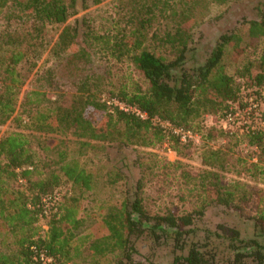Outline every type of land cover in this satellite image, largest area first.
<instances>
[{
  "label": "trees",
  "instance_id": "16d2710c",
  "mask_svg": "<svg viewBox=\"0 0 264 264\" xmlns=\"http://www.w3.org/2000/svg\"><path fill=\"white\" fill-rule=\"evenodd\" d=\"M102 1L0 0V12L15 8L29 23L0 42V264H264V189L226 179L219 149H206V168L195 174L202 202L181 213L148 209L136 156L135 179L116 167L125 195L93 231L81 216V192L94 190V171L64 149L52 169L24 131L1 133L13 118L22 120L15 116L22 86L48 46L47 27ZM244 2L246 14L208 41L210 25ZM214 4L228 7L209 15ZM118 7L123 19L115 28L98 30L88 19L64 26L49 51L56 66L24 96L31 129L72 133L84 146L106 143L119 151L168 142L183 155L174 129L200 131L205 116L222 118L234 104H248L245 84L264 87V0H118ZM160 20L170 26L162 34L152 31ZM98 54L129 71H98ZM49 92L57 95L55 106L45 103ZM244 138L258 150L251 165L264 177V127H249ZM65 183L79 192L55 203ZM212 208L219 212L210 216Z\"/></svg>",
  "mask_w": 264,
  "mask_h": 264
},
{
  "label": "rangeland",
  "instance_id": "374dc122",
  "mask_svg": "<svg viewBox=\"0 0 264 264\" xmlns=\"http://www.w3.org/2000/svg\"><path fill=\"white\" fill-rule=\"evenodd\" d=\"M248 5L247 2H244L230 7L224 22L210 25L207 40L213 42L221 30L230 27L235 20L245 15ZM226 7L228 6L214 4L209 9V15L217 14ZM122 17L118 0H103L100 3H92L85 9L81 8L65 24L49 25L46 35L48 46L41 52L37 66L22 86L19 106L15 113L16 117L22 115V120L13 118L1 127V133L12 130L24 131L29 136L38 155L45 159L47 165L50 164L52 169L58 168L59 153L64 149L70 159L79 158L84 166L94 171L96 175L94 190L85 193L80 190L83 200L81 216L86 221V227L93 231L99 228V221L107 207L119 202L125 195L127 182L125 179L115 178V174H113L115 168L121 167L130 175L131 180L135 179L136 166L133 159L135 156L144 175V201L148 209L153 212L164 213L172 210L181 213L202 202L204 196L197 186L198 180L195 174L206 168L202 163V157L208 148L219 149L226 154L225 169L221 172L226 179H237L264 189V177L256 174L251 165L258 162L259 152L255 147L248 145L244 138L245 131L249 127L251 129L264 127L261 117L264 110V87L259 89L245 84L241 93L243 98L248 100V104L245 107H240L238 103L234 104L231 107V112L222 118L213 115L205 116L201 119L200 131L174 129V133L180 135L183 142V155H178L168 142L156 146L138 145L136 150L119 151L106 143L84 146L82 144L84 139L72 133H44L30 128L26 107L22 105L24 96L26 92L36 89L35 84L38 76L46 69L56 66V60L51 57L49 51L64 26L73 25L77 19H88L96 29L105 30L111 29V27L115 28L118 20L123 19ZM27 26H29L27 17L21 19V12L15 8H5L0 12V42L4 39L1 35L6 31L19 32ZM167 28L170 26L160 20L154 24L152 31L162 34ZM94 58L99 68L98 71L108 68H112L113 71L119 68L122 73L129 71L126 66L115 63V60L109 62V59L101 54L95 55ZM135 76L137 77L136 74ZM65 81H69V78L66 77ZM56 99V93L49 92L45 103L55 106ZM161 124L164 128L172 129V126L167 122ZM176 161H181L183 164H174ZM262 165L264 166V162ZM51 168L41 167L45 174H48ZM16 185L18 184L16 183ZM78 192L71 183H65L59 187L54 202H59ZM218 212L219 209L212 208L209 214L212 216ZM44 223H46V219L41 222L46 227ZM75 264H80V259Z\"/></svg>",
  "mask_w": 264,
  "mask_h": 264
},
{
  "label": "built area",
  "instance_id": "2783aa9c",
  "mask_svg": "<svg viewBox=\"0 0 264 264\" xmlns=\"http://www.w3.org/2000/svg\"><path fill=\"white\" fill-rule=\"evenodd\" d=\"M117 104H119L122 108H125V109H130V107H126L124 104L122 103H119L116 101ZM183 132V131H182ZM50 260V259H49Z\"/></svg>",
  "mask_w": 264,
  "mask_h": 264
}]
</instances>
